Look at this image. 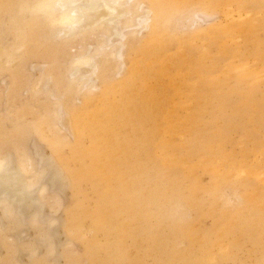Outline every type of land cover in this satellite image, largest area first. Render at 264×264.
Returning a JSON list of instances; mask_svg holds the SVG:
<instances>
[{
  "label": "rangeland",
  "instance_id": "obj_1",
  "mask_svg": "<svg viewBox=\"0 0 264 264\" xmlns=\"http://www.w3.org/2000/svg\"><path fill=\"white\" fill-rule=\"evenodd\" d=\"M139 1L158 39L129 35L121 60L106 57L94 75L113 93L89 92V116L114 134L98 173L67 146L84 96H61L57 122L43 89L63 94L66 61L99 36L55 41L44 21L17 19L16 37V0H0V55L23 46L0 58V157L10 152L17 168L30 155L36 168V143L63 185L38 195L42 223L14 224L0 210V264H264V0ZM80 130L88 148L94 134ZM98 210L111 215L104 224ZM52 217L53 255L39 240ZM31 245L27 257L20 248Z\"/></svg>",
  "mask_w": 264,
  "mask_h": 264
},
{
  "label": "bare ground",
  "instance_id": "obj_2",
  "mask_svg": "<svg viewBox=\"0 0 264 264\" xmlns=\"http://www.w3.org/2000/svg\"><path fill=\"white\" fill-rule=\"evenodd\" d=\"M221 9L223 10V8ZM162 12L163 10L160 11V15H162ZM152 14H153L152 9L146 6H142V2H140L139 0H16L15 2V9L13 14H11L12 20L10 19V21L13 22L12 24L16 25L15 26V31L17 32L15 35L16 37H19L23 34L22 25L21 24L17 25L19 21L17 19H20L21 21L24 20L22 21V23L29 21L32 23L34 22L35 19H40L41 21H44L49 28L48 36H51V38H53L54 40L55 39L67 40L75 36H83L84 34H89V33L90 34L96 33L99 36L97 43L95 44L94 47L91 48V50L89 48L79 49L75 53L71 54L69 59L66 61L67 69L64 75L65 76L64 79L66 81L64 84L65 89H63L62 92L63 94L56 95V91H55L56 89L55 90L53 89L51 90V88L50 90H44L45 88L43 89L44 93L48 92L46 95L51 96L53 97L54 100H56L54 103V105L56 104L54 115H56L55 120H57V122H60L62 119L60 116L61 111L63 110L62 109L63 105L62 102L60 101L61 96L63 95L75 96L77 94H81L84 96L85 98L84 106L76 111L77 114L76 117L79 118L78 119L79 122L77 124H74L73 129L71 130L72 131L71 133H73L74 136V141L68 144L67 146L69 147V150L73 156L80 154H81L80 156H82V154L90 155L92 159L91 163H93V166H91L90 171L97 170L99 173L105 164V161L107 159L106 156L112 151H114L113 149L114 147H112L113 145L109 146L110 139L112 138V136L114 137V134L111 133L112 131H110L103 124L98 126L97 122L94 123V119L88 114V111L90 110L88 102L92 98L89 95V92L91 90L94 89V91H96L95 89L97 90L100 89L98 93V99L103 100L114 89L112 87H104V90L102 91L101 88H99V86L96 85L94 75L95 77L96 76L98 77L99 65L102 62V60L106 59V57H111V58L113 57L116 60L119 61L121 60V58L124 55L123 48L127 44V39L129 35L133 36V34L138 33L141 29L144 28V30L147 29V31L149 32L146 35V37H144L145 45L153 43L158 39L157 33L154 31L155 26L153 24L154 22L152 21ZM197 14L199 15V13ZM200 14L202 15V13ZM238 16L241 15L239 14ZM201 35L199 36L201 37ZM14 44L9 45V47L4 50L3 55H0V58L1 57L2 59L4 58V63H6L11 58L13 53L14 54L21 53L23 46L21 44L19 45H14ZM129 80H131L130 77L126 80V85L130 83ZM48 84L49 83L47 81L46 85L48 86ZM40 89L41 88H39L38 90L41 91ZM77 125H79L80 127ZM80 128H82L83 131L87 134L90 132L91 133L93 132L94 134L93 138L91 139L90 146L88 148H84L82 145L84 139L81 142ZM32 144L34 143L31 142V146ZM33 149H32L33 150L32 156L34 155L35 157H37L35 163L36 168L34 167L35 160L33 161L30 155L22 156L21 154L20 157L21 160L19 161L17 160L18 161L17 168L14 166V159H13L14 155L12 156L10 152L8 154L6 153L5 156L0 157V210L2 214L6 218L11 219L12 223L14 224L18 223L21 225L26 220L34 222L35 224L44 222L45 216L42 211L43 204L41 203L40 198H38V195L42 194V192H44L45 188L48 185L50 188L54 187L55 190H59L63 186L60 181L61 179L60 173L52 170L53 163L51 159L45 158L42 155V152L40 151L36 143L34 144ZM24 153L25 152H23V154ZM239 170L238 173L240 172ZM241 170L243 172V169ZM259 173L260 172H258V174ZM26 174L28 175L30 174L29 175L30 178L27 177L28 180L23 177ZM256 174H254V176L257 177L258 174L257 175ZM42 179L43 181L45 179V181L43 182ZM74 180H75V176H74ZM30 207H32L31 213L26 214V210ZM109 216L106 215L104 211L102 212V210H98V220H97L98 223L104 224L106 222L107 217L109 218ZM54 219L55 217L49 218L48 220L46 219V223L48 224L49 227L48 230L51 227L50 224L55 223ZM2 226L0 224V228ZM52 229L47 231V233L42 234L43 235L42 238H39L40 242L43 245H45L47 253L50 254H52L54 252L53 250L55 249L52 246V242L50 241V238L51 239L53 238L54 235L52 234L56 232V230L54 229L55 230L54 231ZM0 230H2V228ZM10 246L15 247L16 245L11 244ZM17 249L15 250L18 251ZM35 249L36 248H34L32 245L31 247L27 246L26 248H22V247L20 248L22 253L28 255L27 257L29 256L32 257V255L30 254L33 253L35 254V251H33ZM9 250L12 251L10 247ZM19 253H16V255ZM12 255L14 256L15 254ZM17 256H15V258ZM17 261L18 260H14V263L25 264L24 262H21V260L20 262Z\"/></svg>",
  "mask_w": 264,
  "mask_h": 264
}]
</instances>
